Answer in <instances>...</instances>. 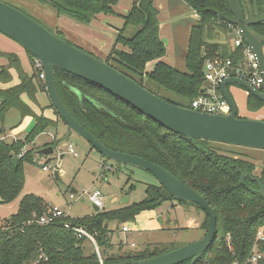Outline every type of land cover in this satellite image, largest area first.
Here are the masks:
<instances>
[{"label":"trees","instance_id":"16d2710c","mask_svg":"<svg viewBox=\"0 0 264 264\" xmlns=\"http://www.w3.org/2000/svg\"><path fill=\"white\" fill-rule=\"evenodd\" d=\"M41 1L52 5L60 17H69L86 25H90L99 15L117 14L116 6L120 2ZM182 1L198 15V20L189 32L185 55L186 70H180L163 59L167 54V47L160 35L161 12L156 0H136L133 3L124 15V26L119 30L104 61L149 90L151 89L147 81L159 91L165 90L179 98L172 100L151 90L167 101L192 108L193 100L206 86V60L221 57L231 59L234 65L245 62L243 46L246 41L241 47H232L228 43L215 40L219 30L231 34L236 27L217 13L233 16L228 0ZM240 2L247 12L245 0ZM251 2L256 14H260L264 0ZM129 28H132L130 36L127 34ZM251 29L264 35V21L252 25ZM27 53L34 64V55L28 51ZM0 54L8 59L7 65L0 66V83L12 79V67L17 68L20 79L19 83L9 87L0 85V202L9 204L15 202L24 189V164L34 163L42 155L38 152L39 149L45 146H53L55 152L58 144L55 140L38 147L35 145L37 137L49 128H57L59 121L63 119L53 104L51 107L55 113L50 116L45 112L46 107H41V111L37 113L23 100V94L26 93L35 103L39 90L48 91L45 80L40 78V71L34 67V73L29 75L15 53ZM153 61H156L154 67L148 70V64ZM56 82L60 97L70 113L104 145L162 166L208 201L217 219L216 232L210 247L194 264H254L250 257L255 249L262 254L257 264H264V196L257 180L247 177L241 183L238 169L245 173H254L257 166L241 150L243 147L189 138L176 133L113 92L64 69L56 68ZM261 90L264 91V85ZM263 107V100L248 94L247 108L250 111ZM12 108L18 109L22 116L33 114L36 118L34 128L22 140L9 141L5 137V120ZM28 143H32V147L22 154V148ZM120 166L121 164L118 168ZM255 176L264 184V161L260 174ZM173 199L175 198L159 183L148 184L146 196L139 202L109 211L101 209L81 217L68 215L41 224L39 219L52 206L44 197L27 193L21 198L18 210L0 226V264H98L96 251L87 250L88 242L85 238L78 237L72 228L75 226H82L95 236L106 263L131 262L168 252L179 245L160 242L153 248L146 245L123 254L111 253L104 256V252L111 251L114 247L109 222H124L132 219L142 209L160 207L164 201ZM175 200L180 204L189 203L181 199ZM191 204L205 212L206 217L201 227L208 231V213L201 205ZM66 222L70 223L71 228L65 227ZM259 232L262 233L261 238ZM119 246L122 250L123 244ZM190 263L191 260H187L179 264Z\"/></svg>","mask_w":264,"mask_h":264},{"label":"rangeland","instance_id":"374dc122","mask_svg":"<svg viewBox=\"0 0 264 264\" xmlns=\"http://www.w3.org/2000/svg\"><path fill=\"white\" fill-rule=\"evenodd\" d=\"M2 1L18 6L20 9L34 16L41 24L60 36V38L69 41L89 53H94L95 56L100 57L102 60L106 59L118 34L116 31L113 32L109 29H97L100 33L105 34L108 40V44L106 43L103 50L106 52L105 54L94 47L93 41L88 39V34L85 36L86 33H89L91 29L95 28L93 24L86 25L69 17H60L52 5L41 0ZM130 8L131 5L128 1L121 0L116 10L127 13ZM100 16L102 18L110 17L104 14ZM183 18L186 19L185 16L174 19L171 27L175 28L178 25L176 23ZM190 20L188 18L186 19L189 23ZM131 30L132 28H129L127 31L129 36L132 35ZM218 33L219 35L215 37V40L233 45V39L230 38V33L223 30H219ZM3 36L8 37L5 34ZM174 44L168 43V59L171 58L174 51L173 48H175L178 60L174 63V66L180 70H186L183 62H185L184 56L187 49L184 46H176ZM22 64L25 69L29 71L32 69L29 61L23 60ZM10 74L12 79L1 84L2 86H12L18 82L19 73L17 68L12 67ZM147 83H149L151 90L172 100L179 99L177 96L165 90L159 91L150 82L147 81ZM233 86L236 91H232V95L237 102H240L241 98L245 96L246 89L236 84ZM23 100L31 107L33 106V100L28 94H23ZM238 114L239 116L247 118H250L248 116L251 115L250 112H244L242 108L238 110ZM35 124L36 118L33 114H25L22 116L18 109L12 108L6 116L5 136L9 141L17 139L21 134H25L26 136L32 131ZM67 133V130L65 131L58 125L57 128H49L36 140L38 144L36 146L38 147L50 144L52 142L51 140H55L58 143L53 154H42L38 156L39 159H42L45 164L50 166V170L44 171L43 164L39 162V159H36L34 163L26 162L24 164L26 172L24 189L15 202L9 204L0 202V226L7 217L18 210L21 198L27 193H35L44 197L49 205L57 206L65 210L72 217H81L89 215L95 210V206L89 199V194L94 189L102 190L105 196L104 208L102 210L109 211L120 208L125 204L141 201L146 196L147 185L159 183L151 172L142 168L124 164H121L120 168H118L113 160L104 157L98 150L91 147L90 143L78 133L73 131L65 139L64 136ZM31 147L32 143L26 144L22 148V152H26ZM70 147H72L76 154L70 151ZM241 150L256 162L255 173L258 175L261 172L264 161V149L243 147ZM56 171L58 172V176H56ZM132 185H135V187ZM72 189L78 191L74 196H71L73 194L71 192ZM127 198L129 202L125 203L124 200ZM161 215H168L171 219L176 220L177 224L172 226V228H158V217ZM205 217V212L191 204V202L188 204H180L175 199L164 201L160 207L142 209L132 219L121 223L117 221L109 222L114 247L111 251L104 252V256L111 253L123 254L131 249L144 248L146 245H151L153 248L154 245L160 242L181 246L197 241L207 233V230L201 227ZM123 226L129 227V233L122 231ZM117 232H120L119 236ZM83 238L88 242L87 250H95L93 241L87 237ZM132 242L136 246L133 247L131 245ZM120 244H123L122 250H120Z\"/></svg>","mask_w":264,"mask_h":264},{"label":"water","instance_id":"95a60500","mask_svg":"<svg viewBox=\"0 0 264 264\" xmlns=\"http://www.w3.org/2000/svg\"><path fill=\"white\" fill-rule=\"evenodd\" d=\"M228 3L232 17L221 12L217 13L230 24L239 28L243 39L256 53L259 69L264 77V35L251 29L252 25L264 21V4L262 12L256 14L251 0H245L247 12L242 7L240 0H228ZM0 32L15 40L41 61L52 104L69 127L65 139L73 131L78 133L104 157L113 160L117 166L124 164L150 171L157 178L159 184L175 199L197 203L209 215V229L204 237L197 241L150 258L104 264H179L187 260H191L190 264H194L214 240L217 219L213 208L201 194L167 169L143 157L110 149L85 129L70 113L60 97L56 82V68L64 69L113 92L176 133L189 138L206 139L248 148L264 149V120L239 116L237 105L228 86L231 84L240 85L263 101L264 91L254 88L239 77H229L222 83L221 89L230 105V112L228 114L203 112L173 104L158 96L106 61L60 38L35 18L2 0H0ZM235 36L236 32H233L230 38ZM38 152L51 155L54 153V147L45 146ZM238 171L241 173V183H244L248 176L257 180L264 196V184L258 177L255 178L251 172L245 173L240 169ZM56 175L58 176V172ZM71 192L77 193V190L72 189ZM124 201L128 203L129 199ZM94 208L96 212L100 210L98 207ZM158 220L161 225L171 222L168 215L166 220L163 221L162 217H159Z\"/></svg>","mask_w":264,"mask_h":264},{"label":"crops","instance_id":"0c3cea01","mask_svg":"<svg viewBox=\"0 0 264 264\" xmlns=\"http://www.w3.org/2000/svg\"><path fill=\"white\" fill-rule=\"evenodd\" d=\"M126 1H128L129 4L132 6L136 0H126ZM120 2H121V0H120ZM156 5L158 6V8L161 12V14H160V18H161L160 35H161V38L167 47V51L169 48L168 43H173V44L175 43L174 45H176V46L181 45V46H184L186 49H188L189 32H190L191 26L198 20L197 13H195L193 10H191L182 0H156ZM116 7H118V5ZM116 12H117V14L109 15L110 17H108V18L107 17L102 18L100 15L97 16L92 21L93 23H91V24H93V26H95V28L91 29L89 33L85 34V36H87V34H88V36H89L88 39H91L94 43V47L97 48L101 52H104L103 51L104 46L106 45L108 40H107L106 35L103 33H100L97 29H109L110 31H113V32L116 31L118 33L119 30L121 28H123V26H124V23H125L124 15L126 13L120 12L117 10H116ZM188 15H190V16L188 17ZM184 16L186 17V19L187 18L191 19L190 23L187 22L185 18H183L176 23L178 25L175 28L171 27L173 25L172 23H173L174 19L184 17ZM1 34H3V33L0 32V52L15 53L20 58L21 64H22L23 60L29 61V63L32 66V69L30 71L25 69V67H23V64H22V67H23L25 72H27L29 75H32L34 73V67H33L32 60L29 57L27 51L19 43H17L15 40H13L12 38L5 37V36H3L4 34L3 35H1ZM166 39H168V40H166ZM172 40H173V42H171ZM166 41H167V43H166ZM231 46L235 47L234 43ZM173 49H174V51L171 55V58L168 59V54H166V56L163 59L166 62H168L169 64L174 66V63L178 60V57H177V53H175L176 52L175 48H173ZM104 53L106 54V52H104ZM184 61H185V56H184ZM155 63H156V61L150 62L148 64V70H151L154 67ZM7 64H8V59L5 56L0 54V66L7 65ZM183 65H185V62H183ZM19 80L20 79L18 76V82L17 83H19ZM1 84H4V82L0 83V85ZM233 85L234 84H231L228 86V90H229L232 97H233L232 91H236V89ZM2 87H5V86H2ZM6 87H9V86H6ZM248 94H249V92L246 90L245 96L243 98H241L240 102L239 101L237 102L236 99L233 97V99L237 105L238 110L240 108H242L244 110V112H246V111L248 113L250 112L251 115L248 117H250L252 119H263L264 120V107L257 110V111H250L247 108V96H248ZM51 104H52V101L50 99L48 91L39 90L38 93L36 94L35 103L33 102L32 109L38 113L41 111L40 110L41 107H46V110H45L46 114L50 115V116H54L55 112H54V109L51 107ZM59 126L62 127V129H64L65 131L66 130L68 131L69 127L63 120L59 121ZM66 135L64 137H66ZM25 137H26L25 134H21L20 136H18L17 139L22 140ZM17 139H15V140H17ZM38 139H39V136L36 140H38ZM51 141H53V140H51ZM35 145H38L36 141H35ZM72 193L75 194V192H72ZM93 212H96V211L94 210ZM159 217H162L163 221L167 219V215H165V216L161 215ZM159 217H158V219H159ZM170 220H171V222H168V223L163 224V225H161L159 220H158V222L160 224V225L158 224V228H160V227L172 228V226L176 225V223H177L176 220H173L171 218H170ZM122 231H123V228H122ZM129 231H130V229L128 231H124V232L129 233ZM117 235L119 236L120 232H117ZM132 244H134V242H132Z\"/></svg>","mask_w":264,"mask_h":264},{"label":"built area","instance_id":"2783aa9c","mask_svg":"<svg viewBox=\"0 0 264 264\" xmlns=\"http://www.w3.org/2000/svg\"><path fill=\"white\" fill-rule=\"evenodd\" d=\"M234 32H236V36L233 38V43L235 47H241L244 44V39L241 36V32L238 27L234 28ZM244 47V56L245 62L234 65L231 59H224L221 57H217L214 59L208 58L205 62V80L206 86L203 88L202 93L193 100L192 109L209 112V113H220V114H228L230 112V105L225 98L221 86L222 83L229 77H239L245 81H247L254 88L261 90L264 85V77L259 69V63L257 59L256 53L252 50L247 43ZM35 69L40 71V78L45 80V72L41 61L37 58L34 60ZM70 151L76 154L72 147H70ZM22 152V154H24ZM36 159H39L38 157ZM39 162L43 164V170L49 171L50 166L45 164L42 159H39ZM111 169V166H109ZM71 196H74L72 194ZM89 199L93 203L95 207L99 209L104 208V200L105 196L100 189H94L89 194ZM69 214L66 213L65 210L52 206L45 215H43L39 222L41 224H47L52 222L55 218L67 217ZM65 227L71 228L70 223L66 222ZM74 231L77 233L79 238L87 237L91 241H93L95 246V251L99 258V263L104 264L105 261L102 257L101 250L99 245L95 240V236L90 233L86 228L82 226L72 227ZM129 227L124 226L123 231H128ZM259 237H262V233L259 232ZM135 246V244H132ZM262 257V254L254 250L250 260L252 263L257 264L258 260Z\"/></svg>","mask_w":264,"mask_h":264},{"label":"flooded vegetation","instance_id":"af4514ba","mask_svg":"<svg viewBox=\"0 0 264 264\" xmlns=\"http://www.w3.org/2000/svg\"><path fill=\"white\" fill-rule=\"evenodd\" d=\"M57 172V171H56ZM248 173V172H247ZM252 173V172H251ZM260 174V173H259ZM252 175L256 178V176L255 175H257L255 172L254 173H252ZM248 177H250V176H248ZM251 178V177H250ZM259 178V177H258ZM260 179V178H259ZM261 181V180H260ZM171 204H172V202H171ZM173 206V205H172ZM177 224V223H176Z\"/></svg>","mask_w":264,"mask_h":264}]
</instances>
